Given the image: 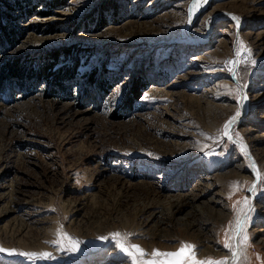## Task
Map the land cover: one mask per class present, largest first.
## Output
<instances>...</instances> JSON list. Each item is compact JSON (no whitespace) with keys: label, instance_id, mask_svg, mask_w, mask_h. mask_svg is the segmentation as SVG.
Returning a JSON list of instances; mask_svg holds the SVG:
<instances>
[{"label":"rangeland","instance_id":"1","mask_svg":"<svg viewBox=\"0 0 264 264\" xmlns=\"http://www.w3.org/2000/svg\"><path fill=\"white\" fill-rule=\"evenodd\" d=\"M1 1L0 264H127L116 232L228 261L238 221L264 264V0Z\"/></svg>","mask_w":264,"mask_h":264},{"label":"snow or ice","instance_id":"2","mask_svg":"<svg viewBox=\"0 0 264 264\" xmlns=\"http://www.w3.org/2000/svg\"><path fill=\"white\" fill-rule=\"evenodd\" d=\"M203 0H193L191 5V12L194 13L200 6ZM234 20L238 21L237 17H233ZM228 64H235V61H228ZM147 98V97H145ZM239 112L236 113L225 125L222 130V135L230 137L231 125L235 122ZM243 147V146H242ZM247 205V201H244ZM249 211L251 209L249 208ZM227 235V233H226ZM101 239H108V237H102ZM111 239L114 241V246L119 249V252L125 257L127 264H228L226 260H214L212 258H207L201 260L196 255L195 246L188 243H181L180 248L174 252H165L160 250H152L150 253L144 250L141 246L132 243L131 238L128 234H121L119 232L113 233ZM67 241L68 243H64ZM243 241L247 244L248 237L245 234L243 236ZM79 241L68 236L67 233L57 232L56 240L52 242V246L60 251H75L79 245ZM225 247L229 248L231 251V246L229 243H225ZM8 251L0 248V252ZM9 254H15L14 250L9 251ZM29 257L33 260L35 259H54L51 253H19ZM236 255V253H233Z\"/></svg>","mask_w":264,"mask_h":264},{"label":"bare ground","instance_id":"3","mask_svg":"<svg viewBox=\"0 0 264 264\" xmlns=\"http://www.w3.org/2000/svg\"><path fill=\"white\" fill-rule=\"evenodd\" d=\"M204 1L205 0H203V2L201 3V6L194 13L191 12L192 21H194V19L198 15V13H202V11H204L206 9L207 4ZM239 57H241V54H240ZM239 57H238V59H239ZM241 64H243V63H240V66H242ZM241 146H243V145H241ZM243 147L245 149L246 154L249 155V152L247 150V147L245 145ZM252 177H253V185L251 187L250 196H251L252 201H253L255 199V195H256V192H257V190H256L257 182L259 181L258 173L257 172H254L252 174ZM225 219L226 218L223 215L222 220H225ZM244 224H245L244 222L238 221L236 223V225H234L235 226V228H234L235 236H234V240H233V250H232L231 253H229V258H228V261H227L228 264H237L238 261H239V257H240V246H241V237H242L243 230H245V225ZM233 253H236V255H233Z\"/></svg>","mask_w":264,"mask_h":264},{"label":"trees","instance_id":"4","mask_svg":"<svg viewBox=\"0 0 264 264\" xmlns=\"http://www.w3.org/2000/svg\"><path fill=\"white\" fill-rule=\"evenodd\" d=\"M2 3H4V2L0 0V4H2ZM0 30L3 31V27L2 26H0ZM5 33H7V34L8 33H11V29H8V26H7V30H5ZM5 33H3V34L0 33V42H1V37L4 36ZM19 63L20 62L15 61V60H13L11 63H9L11 65V68L9 69L10 74H12V73L17 72L18 70H20V72H25L26 73L25 74L26 76L32 75L33 78H36V79H39V80H46V81L48 80V78H49L48 74L49 73H46V71L48 69L47 66L50 65L49 64L50 62H48L45 65H42V67H40L37 71L35 70L34 73H32L31 68H28L27 66L26 67L25 66L24 67H18V66H16V64H19ZM25 63H26V61L23 62V64H25ZM50 67H51V65H50ZM1 73H0V80L2 79ZM50 74H53V73H50ZM137 88L138 87L136 85L135 89L133 88V90H132V93H134L135 95H139V93H138L139 91H136ZM140 90H142V89H140Z\"/></svg>","mask_w":264,"mask_h":264},{"label":"built area","instance_id":"5","mask_svg":"<svg viewBox=\"0 0 264 264\" xmlns=\"http://www.w3.org/2000/svg\"><path fill=\"white\" fill-rule=\"evenodd\" d=\"M247 60H248V55L244 53L243 55L241 54V57H239L238 62L240 64V63H243V61L246 62Z\"/></svg>","mask_w":264,"mask_h":264}]
</instances>
